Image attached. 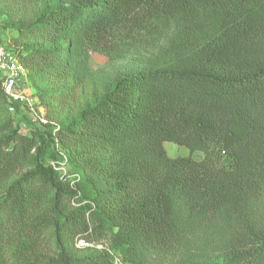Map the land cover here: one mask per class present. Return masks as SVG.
Wrapping results in <instances>:
<instances>
[{"label":"trees","instance_id":"1","mask_svg":"<svg viewBox=\"0 0 264 264\" xmlns=\"http://www.w3.org/2000/svg\"><path fill=\"white\" fill-rule=\"evenodd\" d=\"M2 1L18 19L22 44L10 48L26 83L45 78L57 101L72 99L80 83L66 58L70 32L108 52L114 31L157 19L194 33L208 14L215 26L190 35L177 64L118 77L76 118L57 123L36 100L56 125L12 115L0 81L8 116L0 128V264H114L105 249L77 256L73 247L106 236L129 264H143L144 252L170 255L185 236L176 205L201 226L224 222L228 233L216 257L173 264H264V0H71L38 15V0ZM166 141L189 153L167 155ZM45 154L64 155L83 174L85 203L71 208L81 193Z\"/></svg>","mask_w":264,"mask_h":264},{"label":"rangeland","instance_id":"2","mask_svg":"<svg viewBox=\"0 0 264 264\" xmlns=\"http://www.w3.org/2000/svg\"><path fill=\"white\" fill-rule=\"evenodd\" d=\"M71 0H38L36 15L43 11L66 6ZM17 17L8 8L5 1L0 0V21L1 32L7 45L21 46L18 41ZM194 33L188 32L187 28L181 26L174 20L157 19L144 28L137 29L132 33L116 30L112 33L114 42L113 49L108 52L90 50L81 44L80 32L69 33V50L66 53L67 62L73 76L79 78V85L74 92L72 99L55 100L53 94L55 87L49 84L45 78L33 76L32 81L28 77L27 93L33 100H39L44 105L55 122L62 123L76 118L80 111L90 106L96 99H99L102 92L108 89L120 76L133 71L169 67L181 60L190 46L187 42L192 36L203 37L215 26V20L211 15L204 14L200 17ZM76 30V29H75ZM75 74V75H74ZM31 81V83H30ZM67 84L71 86L70 79ZM7 114L0 104V128L7 121ZM167 155H187L189 150L183 145L173 142H164ZM48 153V151L46 152ZM50 154L43 156L44 163L56 164L59 159H52ZM195 158H201L202 152L195 151ZM63 168L56 170L59 175L64 174L67 180H73L75 188L83 181V174L74 169L66 157ZM75 174H77L75 176ZM81 195L74 202L70 203L71 208L87 201V190L80 191ZM176 214L183 223L185 236L182 245L170 255L155 252L142 253L143 264H173L180 262L195 263L216 257L219 247L227 236V227L224 222L215 226H201L196 221L189 219L184 212L176 205ZM85 242L83 239H79ZM79 240L74 241L75 253L77 256L91 255L100 250H107L112 256L115 264H129L128 259L114 252L111 248L110 238L103 237L97 242H88L87 245H80ZM96 245H101L99 248Z\"/></svg>","mask_w":264,"mask_h":264},{"label":"built area","instance_id":"3","mask_svg":"<svg viewBox=\"0 0 264 264\" xmlns=\"http://www.w3.org/2000/svg\"><path fill=\"white\" fill-rule=\"evenodd\" d=\"M0 81L1 86L6 94L9 104L8 111L12 115H17L16 112L20 111L26 116L29 122L35 123L38 126L49 123L50 121L45 116V110L42 106H37L35 100L27 93L26 84V69L23 63L20 61L17 54L12 51L9 45L0 33ZM14 103H18V110H16ZM56 125L55 122H50ZM21 130L26 131V124L21 123ZM66 162V157L61 156L60 160L56 161V164L52 163V167L56 170L63 168V164ZM77 174H75L76 176ZM61 178L67 180L62 173ZM71 185L74 186L73 180H68ZM80 245H87L88 243L81 242ZM101 248V245H96ZM115 264V263H114Z\"/></svg>","mask_w":264,"mask_h":264}]
</instances>
